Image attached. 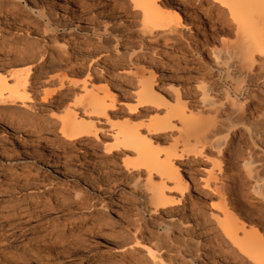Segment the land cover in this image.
<instances>
[{
	"label": "rangeland",
	"instance_id": "rangeland-1",
	"mask_svg": "<svg viewBox=\"0 0 264 264\" xmlns=\"http://www.w3.org/2000/svg\"><path fill=\"white\" fill-rule=\"evenodd\" d=\"M37 2L57 20L58 29L51 31V28H43V32L42 28L31 27L28 35H23L21 31L2 27L7 25V21L11 23V19H18L20 7ZM14 3L15 8L8 7L10 10L7 12L0 9V30L4 38L1 40L6 41L8 38L13 43L10 49L3 52H14L23 46H40L44 59L40 64L33 62V72L29 79L31 100L26 104L30 108H16L11 113H0V206L4 202H13L19 196L30 200L29 204L33 203L35 212L26 227L35 230L43 222L65 215L76 219L85 216L88 219L96 210L105 207L109 209V214L104 216V221L98 223L100 226L88 230L91 231L88 232L89 235L65 238L55 247L56 250L40 248V244L32 236H28L26 240H18L12 247L4 246V251L0 253L4 258L1 256L3 259L0 258V264H153L152 259L145 254V246H149L157 236L165 238L162 221L170 218V214H155L147 201L146 188L132 183L134 172L129 173L122 166V160L131 158V153L108 157L104 147L112 142L107 136L109 129L103 119L97 124L99 129L96 138L84 136L73 143L64 141L56 120L68 109L81 111L79 99L87 90L99 96L106 93L111 96L114 109L108 113L112 115L113 123L139 124L149 118L164 116L162 108L152 110L141 118L133 116L130 106L134 103H131L130 98L136 81V68L119 60L110 46H104L103 43L108 41L112 44L116 42L121 51L122 43L127 40L128 47L133 49V60L138 63V68L143 70V75L146 74L144 77L154 73V87L158 93L162 92L163 97L173 85L180 89L181 100L190 106L197 104L198 88L203 84L219 83L222 91H228L230 83L225 79L224 66H217L218 59L211 53L213 49H221L223 43L231 41L227 10L212 0H177L184 33L176 42H164L160 39L154 43L145 42L141 38L140 13L129 0H14ZM12 39H21V44L14 43ZM4 60L7 59L0 58V75L3 77L8 76L16 67L22 66L25 69L22 64L7 65ZM13 67L15 68L10 71ZM22 68L17 70L23 71ZM210 76L212 77L209 78ZM7 81L12 83L9 82L12 80ZM59 81L65 84L64 90L51 100L43 102V92L53 95L59 88ZM61 100L62 105L56 107ZM168 100L169 103H174L172 98L169 97L166 101ZM193 113L197 114V111ZM212 114L213 112L198 113L197 117ZM222 114L224 115L223 112ZM22 116L29 124L17 122L16 119ZM2 123L11 124L12 128H6ZM173 124H176L173 130L162 136L164 146L161 142L155 145L161 151L170 145L171 139L179 136L176 134L180 132V124ZM186 136L191 144H195L193 136ZM241 138L240 134L234 137L233 145L238 142V149L242 153L244 141L248 139L244 137L240 141ZM233 145L226 147L222 156H216L213 150L205 146L200 154L188 153L183 160L175 162L181 176L187 181L188 189L184 193L185 199L179 202L181 206H177L171 216L176 222L179 219L183 232L174 230V234H171L181 235L185 239L194 236L193 239L197 240L199 237L198 240L204 241L200 256L194 260V264L249 262L247 259L239 261L235 258L237 253L234 249L219 243L220 233L212 223L200 228L188 227V224L192 226L197 220L209 221L210 213H217L212 208L215 204L225 201L234 212L241 211L243 214L240 220L245 232L254 229V224L259 227L257 222L260 221L264 234V199L254 196L252 181L247 178L240 162L234 160L231 150ZM217 160L222 169L220 173L218 167L213 166ZM143 178L144 176L141 180ZM152 179L156 183L159 181L157 176ZM165 185L167 188L174 187L171 182H166ZM167 192L170 196L179 197L170 190ZM23 205L26 206V203L23 202ZM83 207L91 208L92 212L84 214ZM0 215L8 216L9 213L0 212ZM13 219L10 218L9 221ZM183 228L191 231L187 229L184 232ZM216 238L219 240L218 244L215 242ZM136 240L140 244H135ZM167 241L172 248H176L175 251L173 249L175 255L177 249L183 251L179 248L180 244ZM220 246L225 247V252ZM133 247L138 249V253L128 252L127 255L122 252L124 249L132 250ZM177 255L180 260V254ZM6 259L8 260L4 261ZM183 260L191 264L188 259Z\"/></svg>",
	"mask_w": 264,
	"mask_h": 264
},
{
	"label": "bare ground",
	"instance_id": "bare-ground-1",
	"mask_svg": "<svg viewBox=\"0 0 264 264\" xmlns=\"http://www.w3.org/2000/svg\"><path fill=\"white\" fill-rule=\"evenodd\" d=\"M129 1L134 6L133 8L140 13V36L145 42L155 43L160 39L164 42H176L184 33L185 29L181 13L178 10L177 0ZM212 2L228 12V30L231 41L223 43L221 49H213L211 51L215 55L214 57L218 59L217 62L219 64L217 66H224L225 79L230 83L228 91H222L219 83L203 84L199 86L200 88L197 87L199 90L198 100L196 99L198 101L197 104L188 106L186 102L181 100L180 89L173 87L171 84L172 86L169 85V91L165 93L166 96L163 97L161 95L162 92L161 94L158 93L159 91L157 92L154 87V73L151 72L148 77H144L146 74L143 75V70L138 68V63L133 60V49L128 47L127 40L122 43L123 48L121 51L117 48L116 42L112 44L108 41L103 43L104 46H110V49L112 48L111 50H113L119 60L127 62L132 68H136V81L130 98L131 103H134V105L131 104L130 106L133 116L141 118L148 112L161 108L164 112L162 116H164L149 118L139 124L113 123L112 115L108 113L114 109V101L111 96L106 95L107 93L99 96L97 93L87 90L79 99L78 105L81 111L68 109L56 120L58 122V131L64 141L73 143L84 136H94L96 138L99 129L97 124L101 123L103 119V123L108 125L109 132L107 136L110 137L112 142L111 145L104 147L108 157L115 158L125 152L131 153V158L122 160V166L125 171L134 172V176L131 177V181L134 178L132 183L134 185L141 184L146 188L148 193L147 201L153 207L152 211L155 214L159 215L164 212L170 214V218L167 220L161 217L163 219L165 238L157 236L154 241L149 243V246H145V254L152 259L153 264H187L183 259H188V262L194 264V260L200 256V249L204 241L198 240L199 237L195 240L193 239L194 236L191 239L182 238L180 234V237L178 235L172 236L174 230L179 233L183 232L182 223H178L179 219L178 222L174 221L175 218L173 219L171 216L174 209L177 206H181L179 202L185 199L184 193L188 189L187 181L183 179L179 172V167L175 163L183 160L186 154H200L201 149L207 146L214 151L216 156H222L223 150L229 145H233L234 137L236 138L238 134L242 135L240 141L247 137L248 141H244L242 153L238 149V142L233 145L231 150L234 153V160L240 162L247 178L252 181L254 196L264 199V157L262 155L264 154V0H212ZM15 4L14 0H5V2L0 0V9L7 12L10 10L8 7L11 9L15 8ZM43 7L38 2L32 5L26 3L19 8L18 19H11V23L7 21V25L4 24L2 27L11 31H21L23 35H28L31 27L35 29L42 28L43 32H45L46 28H51V31H55L59 24L52 14L48 13V10L46 12ZM1 32L0 30V40L4 39ZM12 40H14V43L21 44V39ZM12 45L11 39L7 38L6 41H0V58H6L7 60L4 61H6L7 65L22 64L25 69L22 66L18 67L22 68L23 71H18L17 69L19 68L17 67V69L15 67L12 69L8 68L11 69L10 71L14 68L16 70L14 69L6 77L1 76L0 72V113H11L16 108H30V105L26 106V104L27 101L31 100L29 79L33 72V62L40 64L44 59L40 46H23L14 52L11 50L6 53L3 52L5 49H10ZM8 69L6 73H8ZM7 80H12L9 81L12 83L9 84ZM59 83V88L53 95L42 91L43 102L51 100L58 92L64 90L65 84L63 81H59ZM85 88L86 86L84 85ZM169 97L174 101L173 104L169 103V100L166 101ZM60 105H62V100L58 102L56 107ZM72 108L74 109V107ZM58 109H61V107ZM195 110L197 114L204 112H213V114L208 117L203 116L204 114L197 117V114L193 113ZM222 112L224 115H221ZM193 115H196L197 118ZM16 120L19 124H29V121L23 119V116ZM173 122L180 124V132L176 134L179 136L171 139L170 145L161 151L155 145L161 142L164 146L162 136L164 137L168 131L173 130L176 125ZM2 124L6 128H12L9 123ZM186 135L193 136L195 144L192 143V145L186 139ZM219 165V160L214 161L213 166L214 168L215 166L218 167L220 173L222 169ZM142 176H144L143 180H141ZM153 176L158 177V184L152 179ZM166 182L173 183L174 187L167 188ZM205 185L207 186L206 182ZM167 190L176 193L179 197L170 196ZM8 202H4L0 206L1 213H9L8 216L0 215V253L4 251L2 249L4 246L10 245L12 247L17 244L18 240H26L28 236H32L33 240L40 244L38 245L40 248L56 250L55 247L58 244L60 245L65 238L89 235L90 233L88 232L91 231L88 230L96 228L98 223L100 224L101 221H104V216L109 214V209L107 210L105 207V209L96 210L88 219H85V216H82L81 219H76L70 215H65L54 220L45 221L40 225L39 229L35 230L34 228L26 227L35 212L32 208L33 203L29 204L30 200L21 196L15 197L13 202ZM23 202L26 203V206L23 205ZM83 208L82 212L84 214L92 212L91 208ZM212 208L217 213H210L208 216L209 221L197 220L192 226L188 224V227L200 228L205 224L212 223L220 233V242L218 240L219 237L215 239L217 244L219 242L228 248L234 249L237 253L235 258H238L239 261L247 259L249 262L246 264H264V234H262L260 221L257 222L259 227L254 224V229L250 232H245L243 231V223L240 220L243 214L241 211L234 212V209H230L231 207L229 208L225 201L215 204ZM10 218L14 219L9 221ZM187 229L184 230L183 228L184 232ZM167 240L170 243L180 244L179 248H182L183 251L177 249L178 252L176 251L175 255L173 252L176 248H172ZM135 244H140V242L136 240ZM221 248L225 252V247L220 246ZM122 252L124 254L133 252L134 254L138 253V249L133 247L132 250L124 249ZM177 254H180V260L177 259ZM2 257L4 258V256Z\"/></svg>",
	"mask_w": 264,
	"mask_h": 264
}]
</instances>
